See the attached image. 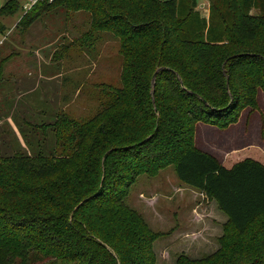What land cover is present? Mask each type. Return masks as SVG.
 <instances>
[{"label": "trees", "instance_id": "16d2710c", "mask_svg": "<svg viewBox=\"0 0 264 264\" xmlns=\"http://www.w3.org/2000/svg\"><path fill=\"white\" fill-rule=\"evenodd\" d=\"M208 2V16L198 0H54L23 15L27 31L59 9L87 14L91 34L74 46L111 34L123 69L119 87L100 86L94 117L58 113L19 130L28 150L0 154V264H157L163 234L126 199L140 176L171 166L228 217L216 253L175 264H264V153L249 147L222 164L195 141L197 124L227 130L259 109L264 0ZM21 8H0L1 33ZM38 131L53 144L34 141Z\"/></svg>", "mask_w": 264, "mask_h": 264}, {"label": "rangeland", "instance_id": "374dc122", "mask_svg": "<svg viewBox=\"0 0 264 264\" xmlns=\"http://www.w3.org/2000/svg\"><path fill=\"white\" fill-rule=\"evenodd\" d=\"M7 1L0 0V8ZM19 1L23 7L28 2V0ZM198 2L209 5L208 0H198ZM205 9L206 7L199 6L202 15L208 16ZM23 15L24 10L21 8L16 15L1 20L8 29L5 33L0 32V154L2 156L28 150L26 140L19 131L21 128L29 131L35 124L53 123L58 113H64L80 122L94 117L99 110V95L102 93V89L99 90L98 86L119 87L123 66V59L119 53L120 41L111 34H96L93 46L89 48L83 46L86 53L83 52V57L77 62L78 53L72 50V46L68 56L74 62L72 65L69 64L65 71L67 73L70 70L69 79L67 76L55 79L63 68L60 63L62 61L57 59L59 57L56 53L62 45L71 43L90 31V18L85 13L74 14L59 9L58 12L44 16L24 31L17 27ZM89 51H96L94 58L88 54ZM5 59L7 63L1 68ZM76 67L77 71L71 70ZM45 73L47 77H55V80L50 83L44 80L41 88L33 94L19 96V90L26 92V89L20 88L17 83L21 81L26 87L30 86L34 84V77ZM26 78L28 79L23 80ZM76 82L81 84L79 97ZM53 97L57 105L48 107L47 110L43 107L44 101L53 103ZM16 103H18L17 107H15ZM258 107V110H245L240 123L227 130L203 123L197 124L196 146L219 161L225 156L227 158L229 154L249 147L262 151L258 148L261 146L264 149V94L261 92L258 96ZM38 111L47 114H40ZM27 122L30 125H27ZM37 135L39 137L33 136V140L37 141V138H40L42 145L44 141L45 145H52L54 142L52 134L45 138L38 131ZM192 193H195L194 196ZM126 204L145 219L152 231L163 234L154 244L157 264H175L181 255L188 256L192 260H200L219 248V242L216 240H212L211 243L203 241L204 250H199L198 243L202 242V238H207V233L204 234L205 227L207 225L213 227L214 220L222 222V217L225 215L220 212L221 217L215 205L208 204L207 199L199 197L198 191L182 184L174 166L161 171L156 177L140 176L131 186ZM213 228L218 229L216 225ZM201 232L202 235H198Z\"/></svg>", "mask_w": 264, "mask_h": 264}, {"label": "crops", "instance_id": "0c3cea01", "mask_svg": "<svg viewBox=\"0 0 264 264\" xmlns=\"http://www.w3.org/2000/svg\"><path fill=\"white\" fill-rule=\"evenodd\" d=\"M26 3V2H25ZM199 4H201L200 6H202V7H206V9L205 10H207V13H209V5L208 4H202V3H199ZM20 21V20H19ZM89 25H90V20H89ZM6 28H7V26H6ZM8 30V29H7ZM7 30L5 31V32H7ZM89 30H90V26H89ZM88 30V31H89ZM11 31V33H12V30H10ZM4 32V33H5ZM85 34L86 33H84L81 37H79V38H77V39H75L74 41H72L71 43L69 42L68 44H64V45H62L61 46V49L60 50H58V52L59 53H62L61 54V56L59 57V58H57V59H59V60H61L62 62H60V63H62V65H63V68H62V72H61V74L59 75V76H57V78H55V79H58V78H60V77H64V76H67V78L69 79V72H70V70H69V72H67V73H65V71L67 70L66 68L68 67V65L69 64H73V62H74V60L70 57V56H68L69 55V52L71 51V48H72V46H73V51L75 52V53H78V55H77V60H76V62L79 60V58H81V57H83V55H84V53L83 52H85L84 50H83V46H80V45H78V46H74L81 38H83L84 36H85ZM101 34H103V33H100V35ZM105 34V33H104ZM78 43H80V42H78ZM67 46H70L68 49H67ZM58 52L56 53V54H58ZM86 53V52H85ZM96 53V51H89V53L88 54H90V55H92L93 56V58H94V54ZM67 56V57H66ZM54 59H55V57H54ZM57 59H55V60H57ZM7 63V61L4 63V64H6ZM87 63H89V62H87ZM67 65V66H66ZM3 67V65H1V68ZM77 67L76 68H74V69H71V70H73V71H77ZM80 69V68H79ZM122 69H123V66H122ZM2 70V69H1ZM87 70V69H86ZM86 70H85V72H86ZM87 71H89V70H87ZM73 74V73H72ZM0 76H1V74H0ZM35 78V79H34ZM33 78V81H34V84H32V85H30V86H28L27 84V87L25 86V84L24 83H22L21 81L19 82V83H17V85H20V88L21 87H23V89H26V92H25V90H19V96H22V97H25V95H27V94H33L34 92H36L38 89H40L41 88V84H42V81H44L45 80V82H47V83H50V82H52V81H54L55 79L52 77H47L46 76V73L45 74H41L40 76H38V77H34ZM28 78H26V79H23V80H27ZM65 80H67V79H65ZM75 81H76V77H75ZM78 85H76V89H77V95H78V97L80 96V94H78L80 91V83L79 82H76ZM98 86V85H97ZM99 87V90H100V85L98 86ZM76 93V92H75ZM73 94V93H72ZM50 97H52V95H50ZM46 98V97H45ZM54 98V97H53ZM68 100H70L69 99V97H68ZM44 103H45V105L43 106V107H45L47 110H49L48 109V107L50 108V107H53V106H56L57 105V103H56V101H55V98H54V102L53 103H49L47 100H45L44 101ZM17 105H18V103H16V105H15V107H17ZM34 106H36V105H34ZM37 107V106H36ZM14 108H12V110H13ZM47 110H46V112H47ZM62 111V110H61ZM40 114H47L46 112H43V111H38ZM240 123V122H239ZM248 147V146H247ZM245 148V147H244ZM258 148H260L262 151H264V149H262L261 148V146H259ZM213 156V155H212ZM216 158V157H215ZM217 159V158H216ZM218 161H219V159H217ZM226 160V156L223 158V160H220L219 162L220 163H224V161ZM186 186V185H185ZM188 187V186H187ZM191 188V187H190ZM189 190V189H188ZM196 190V189H195ZM196 191H198V190H196ZM199 192V191H198ZM193 194V196H194V194L195 193H192ZM202 197L203 199H207L205 196H204V194H202V192H199V197ZM207 203L208 204H213V205H215L216 207H217V209H218V211H219V214H220V212L221 213H223L222 211H220L219 210V208H218V204H217V202L215 201V200H213V201H211V200H209V199H207ZM224 214V213H223ZM221 215V214H220ZM225 215V214H224ZM226 216V215H225ZM225 216H223L222 217V215H221V217L223 218V220H222V222L220 221H216V220H214V221H212L213 222V225L215 226H217L218 227V229L217 230H215L213 227H209L208 225L205 227V232H204V234H206L207 233V238L206 239H203L202 238V242H199L198 243V245H199V250H204V248H205V246H204V244H203V241H207V242H209V243H211L212 242V240H216V241H218L219 240V238L223 235V226L227 223V221H228V217H227V219H225ZM219 223V224H218ZM198 235H202V232L200 233V234H198ZM219 248H220V245H219ZM219 248L215 251V252H213V253H209V255H212V254H214V253H216L218 250H219ZM208 255V254H207ZM208 255V256H209Z\"/></svg>", "mask_w": 264, "mask_h": 264}, {"label": "built area", "instance_id": "2783aa9c", "mask_svg": "<svg viewBox=\"0 0 264 264\" xmlns=\"http://www.w3.org/2000/svg\"><path fill=\"white\" fill-rule=\"evenodd\" d=\"M48 2L49 4L53 3L54 0H28V2L24 5V14L29 12L34 6H36L40 2Z\"/></svg>", "mask_w": 264, "mask_h": 264}, {"label": "water", "instance_id": "95a60500", "mask_svg": "<svg viewBox=\"0 0 264 264\" xmlns=\"http://www.w3.org/2000/svg\"><path fill=\"white\" fill-rule=\"evenodd\" d=\"M156 76H157V73L153 77V83L155 82Z\"/></svg>", "mask_w": 264, "mask_h": 264}]
</instances>
